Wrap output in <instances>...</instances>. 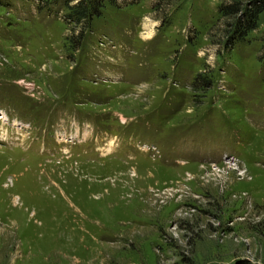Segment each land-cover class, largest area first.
Masks as SVG:
<instances>
[{
	"label": "rangeland",
	"instance_id": "374dc122",
	"mask_svg": "<svg viewBox=\"0 0 264 264\" xmlns=\"http://www.w3.org/2000/svg\"><path fill=\"white\" fill-rule=\"evenodd\" d=\"M65 1L0 0V264H264V11Z\"/></svg>",
	"mask_w": 264,
	"mask_h": 264
},
{
	"label": "trees",
	"instance_id": "16d2710c",
	"mask_svg": "<svg viewBox=\"0 0 264 264\" xmlns=\"http://www.w3.org/2000/svg\"><path fill=\"white\" fill-rule=\"evenodd\" d=\"M66 0L68 9L67 17L76 23H84L90 20L98 0ZM219 13L229 19L227 39L232 45L241 42L247 33L257 26L258 15L264 11V0H230L219 6ZM200 73L196 75L195 82L199 81Z\"/></svg>",
	"mask_w": 264,
	"mask_h": 264
}]
</instances>
